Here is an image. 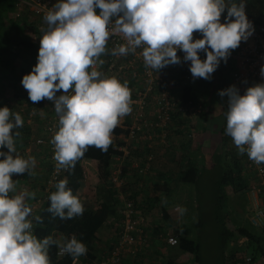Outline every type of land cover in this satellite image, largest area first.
I'll use <instances>...</instances> for the list:
<instances>
[{"label": "clouds", "instance_id": "9594fccd", "mask_svg": "<svg viewBox=\"0 0 264 264\" xmlns=\"http://www.w3.org/2000/svg\"><path fill=\"white\" fill-rule=\"evenodd\" d=\"M247 0H56L44 14L37 63L20 83L32 102H54L58 130L52 136L56 170L69 169L89 146L106 151L120 119L132 111L134 101L127 80L105 75L94 66L113 35L125 43L111 49L126 56L142 49L146 67L160 69L189 63L193 78L208 80L231 50L254 33L246 13ZM226 13V14H225ZM222 14L223 21L221 20ZM194 32L198 38H194ZM178 51L183 57L177 55ZM201 53L204 59H201ZM264 77V65L260 68ZM62 94L57 95L58 92ZM227 96L225 133L240 154L264 164V82L246 88L220 90ZM24 124L20 113L0 107V264H51L49 248L57 245L73 264L87 254L86 244L75 234L61 240L38 238L33 231L35 193L17 191L13 174L32 175L35 157L16 149V131ZM4 149H7L5 151ZM47 212L60 219L82 216L84 204L68 187L67 178L55 184ZM186 211L179 207V212Z\"/></svg>", "mask_w": 264, "mask_h": 264}, {"label": "trees", "instance_id": "16d2710c", "mask_svg": "<svg viewBox=\"0 0 264 264\" xmlns=\"http://www.w3.org/2000/svg\"><path fill=\"white\" fill-rule=\"evenodd\" d=\"M263 10L264 0H247V17L253 23H261L264 20ZM11 11L12 0H0V71L4 68V72L0 74V107L7 106L13 112L20 113L19 111L21 108H23V104L25 102L20 93V81L22 79V75H20V73H22L23 71L30 72L32 67L37 63L39 45L37 43H34L32 37L25 34V26H23L25 24H20L9 18V14L11 13ZM34 32L36 36L41 35L36 31ZM38 39H40V37ZM15 60L22 63L24 67L18 74L13 75L10 74L8 69L12 68V64H17ZM99 71L105 74L104 68H101V70ZM2 75H9V80H7L6 83H1L4 81V79L1 78ZM4 87H8L10 90H3ZM129 88L131 90L132 96L134 90L130 85ZM3 91H5V93H3ZM11 92L12 96L9 97V94ZM181 92L183 102L192 100L194 102H198L200 105H202L203 108L205 107L206 102L205 100L203 102L200 101V98L195 94V87L192 84V81L186 83L182 87ZM28 103L29 105L25 107V111L20 113L24 120V124L21 128L16 130L20 132V136L15 138L16 149L17 152L25 158L29 156V153L35 154V159L41 158V160H39L38 162L46 166L45 170L48 171V174L45 177L46 181L49 178V171H51L52 165L50 161L47 162L44 158V148L37 149L34 146H30L29 141L31 137H37L42 131L44 119H42L41 115L39 116V113H41V111H43L44 113H47L49 111V100L45 98L39 102L29 101ZM31 105L35 107V112L38 113L34 116L31 123H26L25 121L28 118V112L31 108ZM181 119H183V117L176 113L171 116V122L168 124L165 130L167 135L168 133L174 132L171 126L174 125L175 121ZM35 122L38 125V128H36L32 132L30 129L34 127ZM129 125L130 118L125 115L123 122L119 123L113 130L112 143L108 146L106 151H103L94 146H89L83 157L75 162V166L67 169L55 181L56 184V182L60 179L67 178L68 187L73 190L74 194H77L78 190L80 189L81 182L84 178L82 162L91 159L97 161L96 170L99 182L95 186L97 204L94 205L82 201L84 204V213L82 216L74 217L72 219H60L59 217H53L49 212H47V208L50 203L48 200V196L52 191H55V185L53 186L51 191L47 193H45L44 185H42L40 196L36 198V200L42 199L43 201L37 207V211L33 210L34 213H36L35 216H40L42 218V222H37L33 219L34 234L38 238H44L51 235L53 239H56L58 241L61 240L64 236L75 234L86 244L88 248L87 254L79 257L77 261H83L87 264H93L94 261H97L96 264H99V261L97 260L98 257L96 256V242L98 240L99 233L108 224L109 220L118 216H120L118 222L120 223L119 226L121 225L123 220L122 208L124 202H131L133 207L137 211L138 208H140L141 204H144L147 201L149 205L155 206L156 204H158V202L155 200L156 194L164 190L168 185V180H164L163 178L166 177H163V182L152 183L151 191H149L147 190L148 183H146L147 180L145 179L146 175L153 170V164L157 162L155 161L156 154H154V152L158 151L157 140H159V136L162 135L163 131H155V138L151 141L135 138L129 143H125L124 138L128 137ZM225 128L226 124L221 123L219 134L221 136L222 146L219 148V152L222 154H219V159L217 158L218 155H215L216 157L214 156V160L216 161L218 159L217 161L219 162V172L215 176L214 190L210 193L211 200L209 201V211L207 212V215L210 216L212 229L214 228L213 248L216 249L219 256L218 264H243L244 257H250L251 263L255 264L258 259H264V227H253L247 217H241V219L235 223L232 220L231 215L234 212V210H232L234 208L229 204V202L231 201V193L244 194L243 192L246 191L248 187L246 173L249 170L246 167L243 154H240L238 152L236 146L232 150H227V146L230 143H233V141L231 137L225 133ZM159 142L161 144V148L166 147L162 145L164 144L163 142H161L160 140ZM122 145H127V147L129 148V152L126 155L124 163L120 165L122 167L120 178H124L123 176L126 173L133 171L136 179L138 178L140 182V185L139 183L135 182H123L121 187L123 199L120 197L119 191L117 189H114L112 185L109 184L108 179L110 175V169L112 167V163H110V160L112 155L116 153L114 151V148L116 146ZM26 148H29L30 152H28L29 150L26 151ZM4 150L7 151V149ZM165 150L166 149H163L161 153L165 152ZM152 151L153 156L152 154H149L152 156V159L148 163V170L140 172V170H142L146 166V158H143L145 153H150ZM187 154L188 153L184 154L183 156H179L181 158V160L179 161L180 168L178 170L180 171V173L178 175L177 181L179 184L190 186L195 185L199 182V176L203 168V162L196 160L191 155L189 156ZM133 162L137 163V167L132 166ZM42 165L37 166L38 169ZM116 167L119 166L115 165L114 168ZM17 177V180H26L30 177V175L24 173L19 174ZM140 191H146L147 195L145 196V198L138 197L139 193L140 195L142 193ZM150 207L151 206H149L148 209ZM166 210L167 208H165V206H161V212L165 217H167ZM205 218L206 217L203 216L202 219L205 220ZM118 229L116 231L117 234ZM143 231L146 237L147 233L145 226ZM201 233H204V229H201L197 232V238L195 239L177 237L178 245L176 247H179L183 252L191 255L193 262H195L196 264H200L201 262ZM117 234L115 239L117 238ZM240 240L244 241L242 243H239ZM58 249L59 247L57 245H52L49 248L51 264H73L72 258L66 253L63 255H58ZM125 261L126 260H124V263Z\"/></svg>", "mask_w": 264, "mask_h": 264}, {"label": "built area", "instance_id": "2783aa9c", "mask_svg": "<svg viewBox=\"0 0 264 264\" xmlns=\"http://www.w3.org/2000/svg\"><path fill=\"white\" fill-rule=\"evenodd\" d=\"M56 3V0H12V11L9 18L20 24L27 23L33 27L34 31L42 35V30L45 29L46 22L44 14ZM264 14V10H263ZM255 31L247 41H242L241 44L231 53V69L229 81L225 87L235 85L240 94H243L246 88L253 86L256 83L264 82V77L260 74V68L264 65V20L261 23H253ZM35 33V32H34ZM36 33V34H37ZM40 36L34 35L32 38L34 43L40 46ZM194 38L197 33L194 32ZM121 43H125L123 37L119 34L110 37L106 46L107 51L102 54L101 59L104 63H97L94 67L99 71L104 68L105 75L117 76L121 81L127 80L128 84L133 88L134 93L131 96L134 103L132 111L126 116L130 118L128 126V137L124 138L125 143H129L135 138L151 141L155 138V131H163L159 136V140L165 144L166 128L171 122L173 114H179L181 117L194 116L205 110L202 105L192 100L183 102L182 87L192 81V74L189 70L190 62H181L179 64L168 65L157 72L145 66L143 57L140 55L142 49H137L135 54L126 56L112 55L111 49ZM177 55L183 57V53L178 51ZM29 72L23 71L20 75H25ZM21 85V83H20ZM20 93L25 102L20 113L25 111V107L29 105L27 90L20 86ZM62 94L58 92L57 95ZM12 96V92L9 97ZM227 96L221 99L222 106L227 107ZM26 123H31L35 112V107L30 106ZM41 114L44 119L42 131L37 137L30 138V146L37 149L44 148V158L51 163V171L49 178L44 181L45 193L51 191L55 185V181L66 170H56V161L53 159L54 147L50 140L54 133L58 130V116L54 110V102L49 100V111ZM124 117L119 123H122ZM235 147V145H234ZM237 148V147H236ZM29 150V148H26ZM30 151V150H29ZM28 151V152H29ZM111 157L109 182L112 185H122L120 175L122 173L121 164L124 163L126 155L129 152L127 145L116 146ZM246 167L249 170L248 178V197L252 206L251 213L248 217L250 224L253 227H264V164H256L250 160L247 154H243ZM152 159L151 155L145 159L146 166L140 172L147 171L148 165ZM37 162L40 160L35 159ZM119 166V167H116ZM133 167H137V163H132ZM131 166V167H132ZM123 199V198H122ZM42 199L35 200L30 206L32 211L42 203ZM123 220L118 229L117 238L108 251V254L101 260L100 264H125L124 260L132 256L138 247L142 244L145 238L144 226L145 217L137 211L131 202L125 201L122 208ZM166 242L171 247L178 245L177 236H168ZM65 253L58 249V255ZM243 264H252L250 257H244Z\"/></svg>", "mask_w": 264, "mask_h": 264}, {"label": "crops", "instance_id": "0c3cea01", "mask_svg": "<svg viewBox=\"0 0 264 264\" xmlns=\"http://www.w3.org/2000/svg\"><path fill=\"white\" fill-rule=\"evenodd\" d=\"M23 26H25V34L33 38L35 35L33 27L29 26L27 23H25V25ZM196 80L201 85L199 90H203V92L197 91L196 93L197 96L200 98V101L203 102L205 100L206 102L208 99V102L205 104V110L202 111L200 114H196L190 117H183V119L175 121L174 125L171 126L174 132L168 133V135L166 134V141L168 140V142L166 143L165 141L166 144H162L166 146L165 148H161V144L159 140H157L158 151L154 152V154H156L155 161L157 162L153 164V170L146 175L145 179L147 180L146 183H148L147 190L151 191L152 183H162L163 177H168L167 179H169L168 181L170 182V184L168 183L167 187L164 190L156 194L155 200L158 202V204H156L155 206L149 205L147 201L144 204L142 203L140 208H138V211L145 217V227L147 235L143 239L142 244L135 251V253L125 259V264H182V261L178 259H184V262L189 260V263L191 264V261H193L188 256H184L185 252H183L179 247L169 246L166 242V238L168 236H177L178 238L183 237L186 239H194V235L197 233V230L200 227V223L202 221V212L204 216H208L207 214H205V211L206 209H208L209 202L207 204V200L202 201L204 203L203 208H199L198 205L199 201H201L203 199V196L205 195L204 192H208L209 194L214 190L215 176L219 171L216 170L215 172H210V170H212L213 168L209 167L207 152L211 153L212 150L210 151L211 147L209 145V141L207 140V136L209 134L212 135L213 133L219 131L221 128V124H213V120L215 119V117H218V119L219 117H221V119H219L220 123L226 124L227 112V107L222 106V104H220L221 99L223 97L219 96V107H214L211 104V100L212 98H214V96H212L209 92L211 90L209 83L207 82L206 86L204 87L203 84L205 83V81L203 78L192 77V84H195V88ZM40 115L41 114L39 113V116ZM36 128H38V125L35 122L34 127H32V129L30 130L33 132ZM163 149L166 150L165 152L161 153ZM26 151H28V149H26ZM186 153H188L187 155L189 156L191 155L194 159L203 162L204 169L200 172L199 182L195 185L188 186L185 184H179L177 181L178 175L180 173V171H178L180 168L179 161L181 160L179 156H183ZM218 154H220L219 150ZM29 156L34 157L35 154L29 153ZM39 165L42 164H40V162L36 163L35 168L32 169L33 174L30 175V177L26 180H17V176L19 174L13 175V177L15 178H13V180L16 182L17 191L27 189L29 192L35 193L34 199H29V201L27 202L29 205L34 203L36 198L40 196V190L42 189L45 177L48 174V171H46L45 169L44 171H42L41 168L42 166L43 168H46V166H40L41 169L39 171L37 167ZM156 168L157 170L155 171ZM83 172H87L90 177H87L86 179L91 180H89V182L82 180L80 189L78 190L77 194L83 202L88 203V195L86 194L88 192H86V189L89 187L90 184L95 181L93 184V204L96 205L97 198L95 195V186L98 184L97 171ZM246 176L248 181V173H246ZM123 177L124 178H121L122 183H132L136 180V176L133 171L126 173ZM109 184L112 185L110 182ZM192 186H195V188H197V191L195 192V197H192L190 193L191 190H189V188ZM112 187L119 191V195L122 198V185H112ZM37 189H39V191H37ZM140 192L142 193L141 195L139 193L138 197L145 198V196L147 195L146 191ZM246 193V195H248V191ZM175 194L176 196H174ZM234 196H236V194L231 193L230 198L233 199ZM192 203L194 204V206H196L195 214L192 213V208H190V206H193ZM149 206L151 207L148 209ZM161 206H165V208H167V217L163 216L161 212ZM179 207H183L184 209H186V211L181 214L179 212ZM35 215L36 213L32 211V216ZM194 216L198 218V226H192L191 224L184 225L183 220H185L186 217ZM119 217L120 216L109 220L108 224L99 233V237L96 242V256L98 257L97 260L99 261V264L101 263L102 258L108 253L112 244L115 242V237L117 234L116 231L118 227H120V223H118L120 219ZM193 227L197 228L194 229ZM211 228L212 224L210 225V227H207L205 233L200 236L202 243L204 241V244H206V237L208 235H212L210 232H207L210 231ZM210 243L214 245V239L211 240ZM96 262L97 261H94L93 264H96ZM263 263L264 259H258L255 264ZM76 264L87 263L83 261H76Z\"/></svg>", "mask_w": 264, "mask_h": 264}, {"label": "rangeland", "instance_id": "374dc122", "mask_svg": "<svg viewBox=\"0 0 264 264\" xmlns=\"http://www.w3.org/2000/svg\"><path fill=\"white\" fill-rule=\"evenodd\" d=\"M225 14H222V17H221L222 21H223V16ZM197 38H198V34H197ZM232 51L233 50H231V53H232ZM204 58H205L204 54L201 53V59H204ZM15 62L17 64H14V65L12 64V68L8 69L10 74H13V75L18 74L21 71V69L24 67V65H22V63H20L19 61L15 60ZM231 66H232L231 56H229L228 59H227V62L221 61V63L218 66L217 70L211 75L210 79H208V80L204 79L205 83L203 84V86L205 87L206 83L208 82L210 87H211V90L209 92H210V94L212 96H214V98H212V100H211V104L214 107H219V100H218L219 99V95H218V92L220 90L225 89V87L227 85V82L229 81ZM3 70H4V68H3ZM3 70L0 71V74H2L4 72ZM8 76L9 75H7V76H3L2 75L1 78H3L4 81L1 82V83H6L7 80H9ZM194 86H195V84H194ZM200 86L201 85L196 80L195 94L197 93V91L203 92L202 89L199 90ZM4 89L5 90H10L8 87H4L3 90ZM3 93H5V91H3ZM207 102H208V99H207L206 103ZM212 114H214V113H212ZM219 119H221V117H219ZM219 119H218V117H215V119L213 120V124H217V125L221 124ZM207 140L209 141V145L211 147L210 151L212 150L211 153L207 152L208 153L207 154V158L209 160V167L213 168L212 170H210L209 168L208 169L210 170V172H215L216 170L217 171L219 170V168H218L219 167V164H218L219 162L214 160V156L218 155L217 158H219L218 150L222 146V144H221V136L219 134V131L213 133L212 135L209 134L207 136ZM167 142H168V140L166 141V143ZM148 146H150V145H148ZM233 148H234V144H232V143H230L227 146V150H232ZM149 154H152V156H153V151L150 152V153H148V152L145 153L143 158L144 159L147 158ZM211 154H212L213 159L211 157ZM220 154H222V153H220ZM36 163H37V161H36ZM147 165H148V163H147ZM96 166H97V161L94 160V159L85 160V161L82 162L83 171H97L96 170ZM41 168H39V171H40ZM44 169H46V168H42V171H44ZM203 169H204V167L202 168V170ZM156 170H157V168L155 169V171ZM164 173H165V171H164ZM83 174H84L83 180L89 182V180H91V179L88 180L86 178L87 177L89 178L90 175L87 174V172L86 173L84 172ZM167 178L168 177L163 178V179L166 180ZM167 180H169V179H167ZM94 182L93 183L91 182L92 184H90L89 187L86 189V192H88V193H86L88 195V203H90V204H93V202H94L93 201L94 200V194H93V191H94V185L93 184H94ZM133 182L139 183V185H140V182H139L138 178L135 181H133ZM97 183H99V182H97ZM168 183L170 184L169 181H168ZM189 190H191L190 193H191L192 197L193 196L195 197V192L197 191V188H195V186H192V187L189 188ZM37 191H39V189H37ZM204 193H205V195L203 196V199L201 201H199V205H198L199 208H203L204 207L203 206L204 203L202 201L207 200V204H208V202L211 200V194L210 193L208 194V192H204ZM246 194H247L246 192H244V194H238V196L236 194V196H234V198L231 199V201L229 202V204L232 205V207L234 208V209H232V210H234V212L231 215L232 220H233L234 223L237 222L238 220H240L241 217H247L248 218V216L251 213L252 206L250 204V201L248 200V195H246ZM174 196H176V194ZM28 201H29V199H28ZM192 205L193 206H190V208H192V213L195 214L196 213V210H195L196 206H194L193 203H192ZM208 211H209V209H206L205 214H207ZM202 215H203V212H202ZM185 220H183L184 225H186V224L190 225L191 224L192 226H198V218L196 216H194V217H186ZM210 225H211V220H210V216L208 215L205 218V220L202 219V221L200 223V227L198 228L197 232L199 230H201V229L202 230L204 229V233H205V231L207 230V227H210ZM193 228L196 229L197 227H193ZM207 232H210L212 235H208L206 237V244H204V241H203V243L201 242L202 243V253H201V262H200V264H218L219 263V260H218L219 256L217 254L216 249L213 248L214 246L210 243L211 240L214 239V228L213 229L211 228V230L207 231ZM204 233H201V235L204 234ZM195 238H197V233L194 235V239ZM243 241L244 240H240L239 243H242ZM184 256H188L189 258L192 259V256L187 254V253H185ZM178 260L182 261V264H190L189 260L186 261V262H184V259H178ZM191 262H192L191 264H196L193 261H191Z\"/></svg>", "mask_w": 264, "mask_h": 264}]
</instances>
